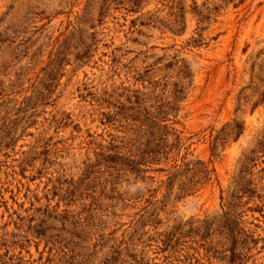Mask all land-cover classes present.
I'll list each match as a JSON object with an SVG mask.
<instances>
[{
    "label": "rangeland",
    "instance_id": "obj_1",
    "mask_svg": "<svg viewBox=\"0 0 264 264\" xmlns=\"http://www.w3.org/2000/svg\"><path fill=\"white\" fill-rule=\"evenodd\" d=\"M0 264H264V0H0Z\"/></svg>",
    "mask_w": 264,
    "mask_h": 264
}]
</instances>
